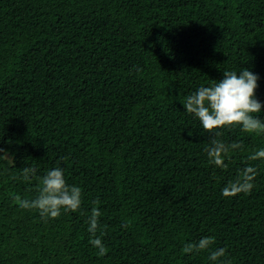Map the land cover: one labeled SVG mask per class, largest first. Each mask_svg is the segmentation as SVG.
<instances>
[{
	"label": "trees",
	"instance_id": "1",
	"mask_svg": "<svg viewBox=\"0 0 264 264\" xmlns=\"http://www.w3.org/2000/svg\"><path fill=\"white\" fill-rule=\"evenodd\" d=\"M242 68L259 77L264 119V0H0V148L14 160L0 159V264H264V160H248L264 134L214 130L242 145L216 167L213 133L182 106ZM249 165L251 192L224 197ZM24 167L62 168L80 209L21 208L13 197L39 187ZM209 236L210 249L183 252Z\"/></svg>",
	"mask_w": 264,
	"mask_h": 264
},
{
	"label": "clouds",
	"instance_id": "2",
	"mask_svg": "<svg viewBox=\"0 0 264 264\" xmlns=\"http://www.w3.org/2000/svg\"><path fill=\"white\" fill-rule=\"evenodd\" d=\"M221 80L211 83L209 86H200L195 92L185 97L182 102L184 110L198 119L202 130L213 133L205 152L208 163L219 168H226L225 156L230 150L239 149L241 143L233 142L230 145L218 139L221 129L231 126H240L246 133L264 134V119H260L262 104L255 98V90L259 77L246 68L237 71H224ZM0 159L6 160L14 166V160L7 150L0 148ZM264 160V148L255 151L248 156V160ZM36 169L24 167L21 175L24 180L35 177ZM257 169L253 166L243 168L236 178L222 188L224 197H232L239 193H250L254 187V179ZM39 180L38 195L34 199H21L14 196L18 205L26 210H37L42 218H57L64 211L76 212L82 204V189L76 185H68L62 168H54L47 171ZM98 205L99 201H93ZM102 213L98 207H92L88 217V232L91 234L90 243L98 249L97 255L103 257L107 248L96 233L100 227L99 218ZM127 227V224L124 225ZM103 233H101V236ZM214 244V237H202L198 241L185 243L184 253H198L208 250ZM226 255V249L221 247L211 250L209 260L216 262Z\"/></svg>",
	"mask_w": 264,
	"mask_h": 264
}]
</instances>
